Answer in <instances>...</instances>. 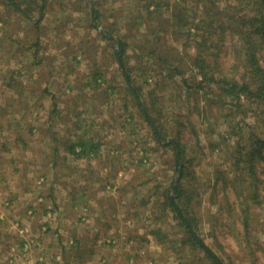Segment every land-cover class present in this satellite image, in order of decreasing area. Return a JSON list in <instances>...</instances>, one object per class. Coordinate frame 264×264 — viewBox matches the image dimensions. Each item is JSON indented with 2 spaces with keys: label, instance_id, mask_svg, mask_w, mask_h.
Wrapping results in <instances>:
<instances>
[{
  "label": "rangeland",
  "instance_id": "obj_1",
  "mask_svg": "<svg viewBox=\"0 0 264 264\" xmlns=\"http://www.w3.org/2000/svg\"><path fill=\"white\" fill-rule=\"evenodd\" d=\"M171 1L184 6L183 1ZM3 2L0 0V85L6 84L11 76L19 77L22 83L17 85V89L22 90L26 102L22 105V116L0 114V127L7 130L4 135L0 131V150L3 151L5 143H8L6 149L10 150V153H6V149L3 153L0 151V156L9 158L14 154L15 140L10 137V131L15 129L26 133L32 128L33 134H26L25 139L33 151L26 153L21 163L22 172L13 179L11 170H8L9 163H0V167L3 166L0 172L9 184V190L0 191V264H78L76 253L71 248L72 240L69 241L73 235L85 245L81 244L87 250L83 260L85 264H210L202 251L189 253V248L176 241L171 243L168 240L164 244L152 234L156 228L151 216L154 206L141 200L152 194L150 191H159L160 194L162 188H169L171 182L177 180L174 155L171 149L156 147L152 131L145 125L141 113L132 108L122 63L116 53L118 47L101 35L106 30L114 32L111 36L115 40L126 39L136 47L135 51H129L127 62L130 68L141 70L137 84L142 87L144 102L152 103L150 92L154 91L164 98L163 113L171 115V107L173 110L176 108L177 113H187L189 109L193 111L194 105L201 110L193 111L191 118L200 136V145H195L192 133L184 136L189 146L195 145L188 150L187 166L196 172L201 171L205 181L195 202L201 224L199 235L225 264H253L246 246L248 238L239 224V200L243 195L240 187H245V195L251 191L246 168L242 165L244 172L230 174L229 180L234 176L241 180L237 182V188L230 186L232 189L228 194L220 183L217 185L211 180L214 169L232 172L233 141L236 142L238 137H232L227 145L223 144L222 137L228 136L229 122L222 118V112L215 106L209 105V96L203 97L200 92L199 96L186 98L182 96V89L175 87L177 90H173V95L172 84L168 85L165 78L160 83L165 85L161 87L163 91L158 86L156 88L155 75H163L166 66L155 55L165 54L171 58L182 50V40L175 41V36L171 35L172 28L166 34L152 30L161 26V20L170 18L174 6L168 11L163 9L161 15L154 13L151 20L150 15L143 11L145 0H39L45 10L43 17L40 11L32 17L30 22L34 24L37 21L35 26L39 24L35 28ZM24 2L26 8V3L30 2ZM88 4H95L94 8L100 12L99 21L90 13ZM158 35L162 39L159 51L149 54ZM37 41H40L36 51L38 57L34 60L36 49L28 48ZM163 44H166L168 52ZM140 46L145 49L138 50ZM185 68L192 76L190 68ZM97 72L102 76L96 80ZM195 78L199 80L200 77ZM54 103L60 114L54 113ZM1 109L10 112L8 106ZM10 123L13 124L8 130ZM52 124L54 134L51 137L55 136L59 145L55 156L51 139L44 136L48 125L52 127ZM78 124L82 129L79 130ZM250 131L251 127L245 126L242 138L248 139ZM174 136L172 134V138ZM87 138L89 141H103L98 155L90 160L73 159L67 152L68 139L77 142ZM216 144L220 147L199 166L195 150ZM256 165L257 178L262 180L264 162L259 160ZM100 178L113 184V188L101 192L104 199L99 204L97 197L92 202L103 210L106 230L111 232L104 234L99 240L101 243L94 248L90 240L99 232L89 222L90 209L86 211V203L81 202L75 208L69 205L73 189L90 187L93 180L100 182ZM185 181L188 188L192 187L189 177ZM5 185L4 180L0 181V189ZM257 186L264 193V185L259 183ZM10 191L14 192L12 198L9 197ZM10 200L14 201L11 205ZM88 202L92 203L90 199ZM252 213L253 232L249 242L264 247V207L253 206ZM224 218L226 222L222 223ZM165 228L168 238H182L176 226L174 232L177 236H173L169 225ZM23 241L30 247L28 252L26 247H22ZM63 246L66 247V257ZM259 264H264V261Z\"/></svg>",
  "mask_w": 264,
  "mask_h": 264
},
{
  "label": "trees",
  "instance_id": "obj_2",
  "mask_svg": "<svg viewBox=\"0 0 264 264\" xmlns=\"http://www.w3.org/2000/svg\"><path fill=\"white\" fill-rule=\"evenodd\" d=\"M24 1L4 0L3 5L13 9L15 13L21 14L22 18L31 24L33 23L30 21L36 11L42 13L41 17L44 16L45 7L39 3V0H29L30 3H26V8H24ZM43 1L46 2V0ZM145 1L143 11L150 15L151 20L154 13L161 15L163 9L168 11L172 5L174 6V11L171 12L170 18H164L160 21L161 26L156 29L152 28V30H158L157 32L166 34L172 28L173 33L171 35L175 36V41L182 40V46H180L182 50L178 51L175 57L171 56L170 58L165 54L155 55L156 59L161 60L162 62H159L166 66L165 74L157 73L155 75L156 88L158 86V89L161 90V87H165V85H160L165 78L168 79V85L172 84V92L177 90L175 88H181L182 96L184 95L186 98L199 96L200 92H202L203 97L209 96L207 101L209 105L215 106L216 109L223 113H221L222 118L229 122L228 136L222 137L223 144L227 145L232 141V137H238L236 142L233 141L235 149L232 152V163L230 164L232 172L228 173L229 170L226 172L214 169L211 180H214L217 185L220 183L221 187H223L222 189L228 194L232 189L230 186L232 185L233 187L235 185L237 188V182L241 180L237 176H231L233 178L229 180L230 174L244 172L241 166H245L243 168H246V173H248L247 175H249L251 180V191L248 195H245V187L243 185L242 188L240 187L241 190L243 189V195L239 197L243 199L239 198V222H241L239 224L243 227L244 235L248 238L246 246L249 256L253 264H259L260 261H264V247L259 244L256 246L249 241L253 232L251 223L253 206L260 209L264 207V193L259 188L260 186H257L259 183L264 185V179L261 180L256 175V162L259 160L264 162V0H180L183 1L184 6H181V3L172 4L171 0ZM88 7L89 10L91 9L90 13H93L96 20L99 21L100 12L94 8L95 4L93 6L88 4ZM177 10L178 12H175ZM140 18L142 19L143 17L140 16ZM36 24L37 21L33 24L35 28L39 26V24L35 26ZM91 27L96 28L93 25ZM146 27V29H149L148 25ZM106 31V33L101 32L102 37L114 42L118 47L116 53L122 63L126 91H128V98L132 101L133 107H131L137 108L141 113V118L145 125L152 131L156 147L171 149L174 155L173 163L175 164L177 178H179L177 182L175 179L173 183L171 182L169 188H162L160 194L159 191H150L149 189L152 194L141 200L145 204L152 203V206H154L153 210H151L153 213L151 216H153V222L155 221L154 223H156V228L152 231V234L156 235L158 241L164 244L168 240L171 243L176 241L182 247L189 248V253L197 250L202 251L204 258L210 264H225L223 259L217 256L199 235L201 224L196 215L195 202L201 187L205 185V181L202 178L201 171L196 172L193 168L191 170L187 166L189 164L187 160L189 148L200 145V136L195 125L191 122V118L193 111L201 110L198 107L197 110L194 105L193 111L189 109L187 113L181 111L177 113L176 108L173 110L172 107L171 115L167 112L163 113L164 104L162 101L164 98L156 95L154 91L150 92V98H153L152 100L150 99L152 103L144 102L141 94L142 87L137 84L140 79L138 76L142 75L141 70L134 67L130 68L127 62L129 51L132 49L135 51L136 47H132L126 39L118 38L115 40L111 36L114 32ZM160 37L161 35H158L154 39V45L149 54L159 51L161 46L159 44L162 42ZM39 44L40 41H37L32 47L28 48L36 49L33 53L35 56L37 55L36 51L39 49ZM144 45L146 46L147 44ZM163 45L168 52L166 44ZM137 49L145 48L140 46ZM34 55L35 60L38 56L35 57ZM179 55L183 56L179 58ZM227 59L231 60V62L228 63ZM186 66L193 72L192 76L189 74L190 71L185 68ZM97 74L96 80L102 76L98 72ZM194 75L195 77L199 76V80L193 77ZM21 83L19 77L14 78V76H11L6 84L2 83L0 85V114L4 112L8 117L14 114L17 117L23 115L24 109L22 105L24 101L26 102V99L22 90L17 89L19 87L17 85H21ZM11 93L12 96H10ZM174 99L177 101L176 96ZM4 106H8L10 112L2 110L1 108H5ZM53 107L54 113L60 114L57 104L54 103ZM12 124H9L8 130H10ZM245 126L251 127L248 139H243L241 135ZM78 128L79 130L82 129V125L78 124ZM52 129L53 124L52 127L48 125L47 134L44 136L47 135L51 139L52 154L55 156L58 153L59 145L57 138L55 136L51 137L54 134ZM0 131L4 135L7 130L4 127H0ZM10 132V137L15 140L14 154L9 158H4L1 155L0 163H9L8 170H11L10 177L13 179L19 172H22L20 171L22 169V159L26 153L33 149L28 139H25L27 137L26 134L31 136L33 131L32 128H29L26 133L18 129ZM190 133H192L195 140V145L193 146H189L187 141L184 140V136L190 135ZM83 134H86V132H83ZM172 134L175 135L174 138H172ZM102 146L103 141L101 140L100 142H95L89 141V139H80L77 142H73L68 139L66 148L73 159L86 158L90 160L89 158H94L98 155ZM3 147L4 151L8 147V143L3 144ZM219 147L217 144L208 148L198 147L199 149L195 150V160L198 159V165L202 166ZM3 151L1 152L3 153ZM6 153H10V150L6 149ZM0 168H3V166ZM54 168L56 167L54 166ZM263 170L262 173L264 174ZM188 177L192 186L189 188L186 186L185 181ZM0 179V181L4 180L6 183L5 187L1 188L0 191L4 192L7 188L9 190L8 179L1 172ZM102 179L106 181L105 178H100L101 185H99L98 189H94L95 191L87 185L80 186L79 189H73L71 194L73 204L77 206L80 202L81 204L86 203L84 206L85 210H91L92 206L88 202L89 199L91 202L95 201L99 193L111 191L113 188V184L107 181L105 183ZM211 180H209L210 183ZM13 193V191L9 192L10 198H12ZM217 195L215 196L216 198L218 197ZM226 196L229 199V196ZM13 200L9 201L10 205L14 203ZM220 211L223 214L224 210L222 208ZM131 216L133 215L131 214ZM221 221L222 223L226 222V219L224 218ZM217 223L219 224V220ZM167 225L172 228L173 236H177V233L174 232L175 226L179 228L182 238L179 237L175 240L172 237L168 238V230L165 228ZM99 237L100 235L95 236L94 240L97 241ZM59 238L60 241L61 236ZM70 240H72L71 248L76 253L75 259L77 263H84L83 260L87 250L85 251L84 247L81 246V239L73 235L69 238ZM21 244L23 249L26 247L25 251L28 252L30 247L26 246L24 241ZM62 248L64 257H66V247L63 246ZM91 253L94 254L93 250Z\"/></svg>",
  "mask_w": 264,
  "mask_h": 264
},
{
  "label": "crops",
  "instance_id": "obj_3",
  "mask_svg": "<svg viewBox=\"0 0 264 264\" xmlns=\"http://www.w3.org/2000/svg\"><path fill=\"white\" fill-rule=\"evenodd\" d=\"M90 184L91 185H89V186H90L91 189L92 188L93 189H98L99 185H101L100 182H98V181L96 182V180H93ZM103 199H104L103 196L101 195V193H99L98 198H97V203L99 204L101 201H103ZM72 205H74L73 202L70 203L69 207H72ZM91 205H92V209L89 212L90 213L89 214V217H90V221L89 222L94 224V230L98 228V232L99 233L97 235H100V237L97 239V241L94 240V237L96 236V234H95L94 237L90 240V244L94 245V248H97V244L101 243V241H99L100 238L102 236H104V234H106L107 232L110 233L111 231L110 230H106V225L104 224V221H103V219H104L103 218V213H104L103 210L99 209V208H96L95 207L96 204H94L93 202L91 203ZM75 207L76 206L74 205V208ZM97 210H101V211H97ZM86 211H89V210L87 209ZM81 244L83 246H85L83 241H81ZM81 264H85V263H81Z\"/></svg>",
  "mask_w": 264,
  "mask_h": 264
},
{
  "label": "water",
  "instance_id": "obj_4",
  "mask_svg": "<svg viewBox=\"0 0 264 264\" xmlns=\"http://www.w3.org/2000/svg\"><path fill=\"white\" fill-rule=\"evenodd\" d=\"M179 178H177V180H178ZM177 180H176V182H177Z\"/></svg>",
  "mask_w": 264,
  "mask_h": 264
}]
</instances>
